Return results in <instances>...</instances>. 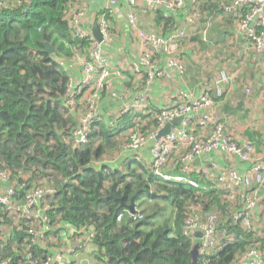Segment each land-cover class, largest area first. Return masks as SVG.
<instances>
[{
  "label": "built area",
  "instance_id": "1",
  "mask_svg": "<svg viewBox=\"0 0 264 264\" xmlns=\"http://www.w3.org/2000/svg\"><path fill=\"white\" fill-rule=\"evenodd\" d=\"M101 2L102 5L94 13L78 8L77 11L67 14L72 37L89 42L88 47L74 57L80 74L78 79L68 75L61 64L68 75L63 106L78 122V127L70 138L72 146L78 148L87 144L94 122L100 120L98 109L104 100V94L110 100L120 101V107L110 115L112 122L127 114L141 112L147 115L150 112L153 114L155 128L145 134L138 129H132L129 140L122 146L131 159L139 162L137 154L146 148V169L153 176L168 184H186L201 194L204 187L200 181L191 178V175H197L211 189L226 194L230 203L227 218L231 222L244 231L260 235V231L264 229V201L254 190L264 187V157L254 159L253 146L249 142L237 141L229 131L232 118L229 115H220L217 111L219 103L227 94L226 86L232 82V77L224 68H215L207 76L212 95L209 89L204 88H200L197 94L178 89L161 108L149 104V94L150 86L155 81L186 82L188 71L181 52L185 41L191 35L190 32L196 30L200 35L199 41L213 47V42L206 34L224 17L234 20L237 34L246 41V49H251L260 58L259 72L264 75V0ZM141 9L153 17L160 16L163 23L169 24L168 29L165 33L138 30L136 57L123 69L118 64H112L111 58L104 53V46L112 41L111 19L119 11L130 30L135 31L140 24ZM94 24L102 36V42H97L91 34ZM124 71L133 77V94H125L118 99V93L112 90V81L125 77ZM237 85L246 95L252 91V83L243 84L240 80ZM152 106L157 113L150 111ZM179 117V125L172 126L167 135L156 138L167 123ZM138 125L139 121L135 127ZM195 160H199V164H194ZM242 164L249 165L246 173L238 170V166ZM11 176L12 173L0 169V211L5 215L0 216V241L4 243L14 231L21 230L19 225L22 224L25 247L52 245L54 238L51 237L46 242L44 237L51 229L45 211L49 209L48 201L54 195V190L46 181L49 177L37 179L36 184L29 185L28 176L20 178V181H12ZM128 216L132 222L143 218L138 209L133 214L128 213ZM123 217V214H119L117 222H121ZM7 219L11 222L8 223ZM219 222L220 214L217 211L203 213L200 209H193L192 214L184 221L181 233L192 240V244L196 241L194 234H201L198 239L197 264H209L211 257L221 251L223 245L217 236ZM61 233L57 234L59 241L55 240L54 247H51L54 248V254L38 263L26 253L25 264L63 262L65 252L58 247L64 237V233ZM92 235V230L83 228L77 233L76 239L87 243ZM260 245L255 242L237 262L264 264ZM79 246L81 245L77 244L75 250L83 249ZM6 262L7 260H0V264Z\"/></svg>",
  "mask_w": 264,
  "mask_h": 264
},
{
  "label": "trees",
  "instance_id": "2",
  "mask_svg": "<svg viewBox=\"0 0 264 264\" xmlns=\"http://www.w3.org/2000/svg\"><path fill=\"white\" fill-rule=\"evenodd\" d=\"M83 2L0 0V169L12 173V181L28 176L29 185L49 177L46 181L54 190L45 211L51 229L44 235L46 242L54 238L52 245L25 247L20 224L21 230L4 243L0 241V260L25 264L28 253L41 263L50 255L48 249L54 247L57 234L72 229L77 235L85 228L92 230L90 242L98 263L190 264L193 244L182 235L181 227L193 209L220 214L217 236L223 247L209 264H234L255 242L264 251V239L254 240L252 231L242 230L227 218L230 204L224 192L199 194L186 184L162 182L132 159L124 171L103 163L137 121L147 120V131L155 128L150 112L124 115L111 125L96 120L87 144L72 146L74 116L63 106L68 75L57 59L89 45L87 40L72 37L68 28L69 8ZM60 40L72 49H64ZM44 44L52 46L54 56L44 52ZM191 178L200 180L197 175ZM147 198L171 202L175 208L172 226L154 220L155 213L144 216L143 211V218L132 222L125 206L133 200L137 209ZM119 214L124 216L121 222H117ZM0 216L5 217L1 211ZM81 242L86 249L87 243Z\"/></svg>",
  "mask_w": 264,
  "mask_h": 264
},
{
  "label": "crops",
  "instance_id": "3",
  "mask_svg": "<svg viewBox=\"0 0 264 264\" xmlns=\"http://www.w3.org/2000/svg\"><path fill=\"white\" fill-rule=\"evenodd\" d=\"M83 3V7L90 13H94L102 5L101 0H85ZM214 3L218 4V2ZM211 5L214 8L213 4ZM140 14V24L135 31L130 30L119 11H116L111 19L112 41L104 46V53L111 58L112 64H118L120 68L124 69L125 65L127 67L129 62L136 57L138 30L165 33L168 28L165 26L167 24L163 23L160 18L153 17L145 10L141 9ZM235 26L236 24L231 17L218 20L206 34L213 42V47L202 44L199 41L200 35L196 30L190 32L191 35L185 41L181 57L187 66V79L192 80L188 81L186 79V82L181 83L176 80L153 82L150 86L149 104L158 108L163 107L167 102L166 95L169 93L174 95L178 89H186L193 94H197L200 88L209 89L208 73L218 67L224 68L233 80L226 86L227 94L219 103L217 111L220 115H229L232 118L233 121L229 126V131L237 141L249 142L254 149L253 158L257 159L258 157H264V75L259 72L260 58L251 49H246V41L237 34ZM79 53L80 51L75 49L72 51V56L57 59L66 69L68 75L77 79L80 74L74 57ZM123 73L125 77L112 81V90L118 93V99L125 94H133V77L125 71ZM240 80L243 84L252 83V91L249 95H246L243 89L237 85ZM208 91L212 95L210 89ZM103 98L104 100L100 104L98 112L100 120L109 125L112 123L110 115L120 107V101L110 100L107 94H104ZM226 100V105H224ZM137 155L139 156V163L146 168L148 160L146 148ZM128 160H131V156L122 147H118L110 157L103 159V163L124 171ZM248 169V164L238 166V170L242 173H246ZM199 181L203 187L207 185L203 180ZM257 190L261 194L257 195L256 193V195L258 197L261 195L260 198H263L264 187L257 188ZM76 236L72 229L70 232L64 233L60 248L65 252V260L60 264H95L96 255L91 242H87L86 249L83 247V249L75 250V246L82 243L79 238L76 239ZM195 242H197V239L194 244ZM48 250L50 255L55 253L54 248ZM260 254L264 258V251L261 250ZM236 264L249 263L248 261H239Z\"/></svg>",
  "mask_w": 264,
  "mask_h": 264
},
{
  "label": "rangeland",
  "instance_id": "4",
  "mask_svg": "<svg viewBox=\"0 0 264 264\" xmlns=\"http://www.w3.org/2000/svg\"><path fill=\"white\" fill-rule=\"evenodd\" d=\"M78 8H84L82 4H77L76 6H72L69 8V12H75L77 11ZM69 13V14H70ZM59 44L61 46H63L64 49L66 50H71V46L69 44H66L63 41H58ZM188 81L192 80V79H187ZM186 80V81H187ZM169 97H173V95H171L170 93L167 96V100L169 99ZM226 101H224V105H226ZM140 122V121H139ZM149 122L147 120L140 122V125H138L137 127H134L135 129L140 130L142 133L147 132V130H145L146 125H148ZM133 128V129H134ZM131 135V131L128 132V134L122 136L121 138H119V146L118 147H122L123 145L126 144L127 140H129V137ZM153 191V193L157 192L156 188H152L151 189ZM213 189H211L209 186L205 185L204 189H203V193H208L211 192ZM144 200V199H143ZM141 200V207L137 208L140 212L144 213V216L155 213L156 214V218L154 220H157L159 222H167L169 225L172 226L174 218H175V208L173 206L170 205V201L169 203L158 198L155 201H150V199L147 198L146 203ZM224 202V201H223ZM229 203V202H228ZM230 204V203H229ZM162 210L160 211L159 209ZM159 212V213H157ZM259 237H264V229L262 231H260V235H257L254 233V240L258 239ZM264 239V238H263ZM77 253V252H76ZM96 260V259H95ZM97 262V260H96Z\"/></svg>",
  "mask_w": 264,
  "mask_h": 264
},
{
  "label": "water",
  "instance_id": "5",
  "mask_svg": "<svg viewBox=\"0 0 264 264\" xmlns=\"http://www.w3.org/2000/svg\"><path fill=\"white\" fill-rule=\"evenodd\" d=\"M91 34L97 42H102V36L100 35L96 24L92 25ZM44 47H45L44 52L49 54L51 57L54 56V49L52 48V46H50L49 44H44ZM180 120H181V118L179 117V118H176V119L172 120L171 122L167 123L159 131L156 138L159 139V138L167 135L170 132L172 126L179 125ZM74 126H75L74 129H77L78 122L76 119H74ZM193 163L197 165V164H199V160H195ZM125 208L130 214H133L135 211L133 200H131L130 204L128 206H125ZM194 238L197 239V242H195V244L192 246L191 251L189 253V255L191 257V263L190 264H197V262H198V249H199L198 239L201 238V234L198 232L195 233Z\"/></svg>",
  "mask_w": 264,
  "mask_h": 264
}]
</instances>
